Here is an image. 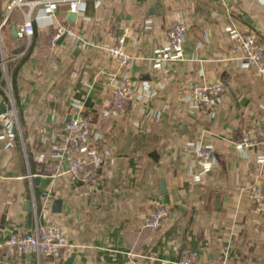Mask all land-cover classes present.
I'll return each mask as SVG.
<instances>
[{"label":"crops","instance_id":"1","mask_svg":"<svg viewBox=\"0 0 264 264\" xmlns=\"http://www.w3.org/2000/svg\"><path fill=\"white\" fill-rule=\"evenodd\" d=\"M23 21L12 12L0 49V240L57 224L70 248L59 259L0 253V264H175L183 251L198 252L201 264H264V211L248 197L253 185L264 188V149L237 148L264 111V82L232 54L237 33L264 40V0H85L72 20L35 10L32 35L20 39L13 29ZM173 21L187 26L183 59L161 64ZM58 23L75 35L51 42ZM122 34L137 83L125 113L111 108L122 67L105 50ZM196 81L223 84L214 108L194 105ZM6 107L16 123L3 134ZM77 115L105 155L92 184L52 157ZM197 146L211 151L208 161ZM158 206L167 210L161 226L143 228Z\"/></svg>","mask_w":264,"mask_h":264},{"label":"built area","instance_id":"2","mask_svg":"<svg viewBox=\"0 0 264 264\" xmlns=\"http://www.w3.org/2000/svg\"><path fill=\"white\" fill-rule=\"evenodd\" d=\"M99 2L100 0H94ZM85 0H7L0 15V49L2 46V30L8 23L13 11L20 10L24 21L15 27L16 36L20 39L30 37L33 33L31 23L32 13L42 12L50 22L54 21L61 11L76 15ZM227 16L230 13L227 12ZM187 26L181 21L171 22L165 32L164 47L159 50L156 61L161 64L178 62L183 59V44ZM74 36L75 31L69 23L55 24L50 41L54 42L63 36ZM125 35L116 38L114 44L106 46L108 54L119 62L122 72L111 78V108L125 113L133 105L137 83L132 81L125 68L131 57L122 47ZM233 59L241 63L242 67L254 71L264 82V40H258L254 35L244 32L237 33L233 39ZM224 86L221 82L196 81L190 86V96L196 107L212 109L216 106ZM16 123V111L6 107L1 118V132L7 133ZM93 128L81 115H77L65 122L62 135L53 147L52 157L65 162L64 173L75 181L86 184L95 183L98 168L104 162L105 155L92 144ZM258 145L264 149V111L258 115L254 127L242 131L237 148L246 152ZM195 155L202 161L211 158V151L202 146L195 148ZM250 204L258 210L264 211V188L260 184L249 188ZM167 216L166 208L156 207L151 211L143 223L145 229H156L161 226ZM70 244L64 227L57 224H46L33 235L9 233L0 240V253H15L17 255L36 254L49 259H59L64 255ZM175 264H201L200 255L196 251H183ZM211 264H227L224 260Z\"/></svg>","mask_w":264,"mask_h":264},{"label":"water","instance_id":"3","mask_svg":"<svg viewBox=\"0 0 264 264\" xmlns=\"http://www.w3.org/2000/svg\"><path fill=\"white\" fill-rule=\"evenodd\" d=\"M69 17H71V20L74 19V14H69ZM13 33L16 35V31L15 29H13ZM5 60H2V63L5 65ZM35 182H37V179H35ZM55 204H59L58 201ZM72 260V256L70 257V259L68 260V262H70Z\"/></svg>","mask_w":264,"mask_h":264}]
</instances>
